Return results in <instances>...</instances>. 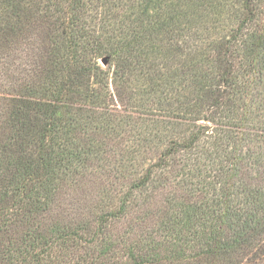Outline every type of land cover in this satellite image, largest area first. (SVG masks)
I'll use <instances>...</instances> for the list:
<instances>
[{
	"label": "trees",
	"instance_id": "16d2710c",
	"mask_svg": "<svg viewBox=\"0 0 264 264\" xmlns=\"http://www.w3.org/2000/svg\"><path fill=\"white\" fill-rule=\"evenodd\" d=\"M0 264H264V0H0Z\"/></svg>",
	"mask_w": 264,
	"mask_h": 264
},
{
	"label": "water",
	"instance_id": "95a60500",
	"mask_svg": "<svg viewBox=\"0 0 264 264\" xmlns=\"http://www.w3.org/2000/svg\"><path fill=\"white\" fill-rule=\"evenodd\" d=\"M102 62H103L104 64L106 63V61H105L104 59L102 60Z\"/></svg>",
	"mask_w": 264,
	"mask_h": 264
}]
</instances>
